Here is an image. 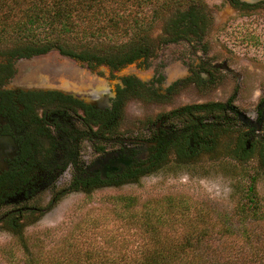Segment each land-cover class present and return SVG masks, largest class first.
I'll use <instances>...</instances> for the list:
<instances>
[{"label": "rangeland", "instance_id": "374dc122", "mask_svg": "<svg viewBox=\"0 0 264 264\" xmlns=\"http://www.w3.org/2000/svg\"><path fill=\"white\" fill-rule=\"evenodd\" d=\"M200 1L207 5L213 18L206 36L192 35L190 39L163 44L146 65L133 63L120 71H111L107 66L92 70L80 61L62 55L58 49H52L44 54L15 60L18 72L7 84L13 87L23 84L31 70L44 65L51 68V71L47 70L51 74L46 76L43 84L51 89L84 96L90 92V88H102L108 83L106 79L117 81L126 76H135L151 91L126 100L122 128L124 131L136 129L144 132L169 110L224 98V87L218 90L214 86L203 91L191 82L187 86L184 83L189 66L191 70H196L195 66L198 67L204 60L230 58L237 70L250 71V80H246V86L238 96V107L249 110L247 106L256 103V91L264 89V11L252 9L240 12L228 0ZM165 2L163 4L160 0L148 9L151 14L156 12L150 32L156 39L163 34L165 20L177 9H185L188 5V0ZM6 42L0 44V50L11 45ZM3 61L4 58H0V62ZM250 115L253 113L250 112ZM239 128L247 131L241 126L237 130ZM227 133L230 134L218 140L214 151L203 153L193 164L175 165L176 155L173 152L167 160L168 164L163 163L161 167L141 176L138 182L93 191L65 192L50 206V194L47 193L42 214L39 212L38 220L24 231L29 240L27 244L31 247L29 251L56 255L63 250H86L88 244L79 248L68 246L73 236L95 242L111 255L117 256L126 248L131 254L140 251L141 236L135 229H123L125 222L118 213L122 208L115 204L116 197L121 195L137 197V208L147 200L176 195L184 196L191 203L190 214L202 208L214 214L232 212L244 187L250 182V176L257 174L259 195L264 201V147L256 145L251 148L250 159L239 164L227 154V145L235 147L237 144V131L230 129ZM181 225L179 233L188 229V219H184ZM126 239L129 241L123 247L121 242ZM111 240L117 247L110 244ZM24 245L18 237L0 226V264H24Z\"/></svg>", "mask_w": 264, "mask_h": 264}, {"label": "trees", "instance_id": "16d2710c", "mask_svg": "<svg viewBox=\"0 0 264 264\" xmlns=\"http://www.w3.org/2000/svg\"><path fill=\"white\" fill-rule=\"evenodd\" d=\"M158 1L0 0V44L6 41L11 44L0 50V58L5 60L0 64V77L7 68L12 69L16 59L52 49L86 63L91 69L107 65L111 71H120L133 63L148 64L163 44L190 39L192 35L206 36L213 19L208 7L203 1L188 0L187 8L177 9L165 20L163 34L153 38L150 32L156 12L151 14L148 9ZM165 1L162 3L166 4ZM228 1L240 12L246 9L239 0ZM124 79L126 86L121 90L124 96L141 97L151 91L135 76ZM194 107L187 106L185 110L198 113L203 108ZM227 131L222 124L219 129L211 125L206 127L204 142L189 147L185 139L175 145L178 157L175 165L193 164L203 153L214 151ZM227 146V154L237 163L244 164L250 159L243 134L238 135L235 147ZM164 163L168 161L165 159ZM140 177L132 181L138 182ZM257 177V174L250 176L232 212L214 214L202 208L190 214L192 205L184 196L147 200L140 208L137 197L117 196L115 204L122 208L118 213L125 222L123 229H135L141 236V250L133 254L126 248L117 256L111 255L95 242L75 236L68 246L79 248L88 244L86 250L62 249L56 255L31 252L24 231L38 220L35 211L25 221L18 218L2 227L25 244L24 264H264V201L259 195ZM184 219H188V229L179 233ZM127 241L121 245L125 247ZM110 244H114L113 240Z\"/></svg>", "mask_w": 264, "mask_h": 264}, {"label": "flooded vegetation", "instance_id": "af4514ba", "mask_svg": "<svg viewBox=\"0 0 264 264\" xmlns=\"http://www.w3.org/2000/svg\"><path fill=\"white\" fill-rule=\"evenodd\" d=\"M239 1L246 8L243 12L264 11V0ZM195 68L188 67L184 85L191 82L203 91L224 87L225 97L169 110L141 132L122 128L126 100L131 97L121 92L124 78L106 79L102 88L77 96L43 84L51 74V68L43 65L13 87L7 82L18 72L14 61L0 77V226L41 212L47 193L50 206L65 192L133 182L161 167L171 153L178 159L175 145L183 140L189 147L204 142L206 127L211 125L237 131L235 142L238 126L244 127L247 131L240 130V135L247 138V148L264 147V89L256 91V103L247 106L249 110L238 107L250 71L237 70L230 58L204 60ZM197 105L203 107L201 112L185 110Z\"/></svg>", "mask_w": 264, "mask_h": 264}]
</instances>
